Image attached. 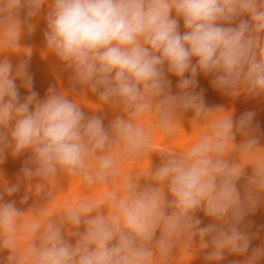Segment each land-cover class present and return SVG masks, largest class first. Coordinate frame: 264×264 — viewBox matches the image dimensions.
Masks as SVG:
<instances>
[{
	"label": "clouds",
	"instance_id": "9594fccd",
	"mask_svg": "<svg viewBox=\"0 0 264 264\" xmlns=\"http://www.w3.org/2000/svg\"><path fill=\"white\" fill-rule=\"evenodd\" d=\"M42 9L47 51L74 83L123 113L110 128L99 116L86 117L63 90L50 86L38 99L28 70L31 49L19 41L35 30L31 21ZM7 53L27 58L14 66ZM198 74H211L213 87L228 95L264 96V0H0V162L9 146L16 155L32 153L18 183L0 179L5 264H175L170 254L182 236H199L201 250L211 244L209 264H219L224 249L247 252L249 237L239 225L264 200L260 126L254 111L234 117L206 107L203 91H194ZM170 76L178 80L175 93ZM17 80L27 91L23 99ZM189 111L192 124L206 130L186 150L158 152L160 164L150 162L145 175L121 174L122 165L149 158L155 135L173 140ZM249 164L256 191L242 198L237 182ZM61 175L105 190L51 213V187L28 211L5 202L23 182L36 181L39 196ZM141 179L148 183L141 186ZM201 207L216 223L199 227L194 213ZM66 229L78 237L75 245L65 240ZM262 255L254 250L247 264Z\"/></svg>",
	"mask_w": 264,
	"mask_h": 264
},
{
	"label": "rangeland",
	"instance_id": "374dc122",
	"mask_svg": "<svg viewBox=\"0 0 264 264\" xmlns=\"http://www.w3.org/2000/svg\"><path fill=\"white\" fill-rule=\"evenodd\" d=\"M45 11L42 9L41 14L33 18L31 21L36 25L35 30L29 34L23 33L20 38V45L31 49L29 72L33 77V87L38 93V99L43 100L46 97L49 87L56 88L57 90H63L68 93L69 99H76V102L81 103V110L86 117L99 116L103 120L104 127L106 129L111 127V122L123 113L119 109L112 108L108 105L101 104L98 99V93H92L86 88H81L78 84L74 83L71 79V71L65 69L64 65L55 57L54 54L47 51L43 33L46 29ZM25 15L24 10L21 11L20 16L23 18ZM174 15V13H173ZM246 18V17H245ZM180 31L183 32V22L180 21ZM28 51V50H25ZM7 58L10 59L15 66L21 59L27 57L23 53H7ZM195 63V60H193ZM187 75V74H186ZM172 81V92L178 91L176 85L178 80L175 76L169 77ZM213 76L211 74L205 76L198 74V85L194 89L199 93L203 91L206 107L215 111L218 108H223L226 111H231L234 117H238L241 113L246 111H254L256 113L255 123L260 126L259 145L264 147V96L252 97L247 93H241L238 96H231L225 92L213 87L211 81ZM21 98L23 99L27 95V91L21 87V82L16 81ZM228 115V113H222ZM193 113L191 111L184 114L181 119V125L176 126V137L167 141L160 135H155L153 140V153L149 158L145 159L138 165L121 166V174H128L133 171L140 175H145L147 169L150 166L157 167L161 162V155L158 152L167 154L170 151H184L191 143L197 138L199 132L206 130L205 128L197 129L195 124H192ZM148 123L147 120L144 121ZM242 137L239 135L236 137V142L239 143ZM263 140V141H262ZM261 142V143H260ZM4 159L0 162V179L7 182L9 185L18 183L21 176V169L24 167L25 161L32 155L30 151L23 152L21 154H13L11 146L4 149ZM237 163L240 161L237 160ZM94 166V165H93ZM253 175V168L251 164L246 165L243 171L241 179L237 182V188L243 198L247 189L255 188L249 184V179ZM36 181L31 182V186L28 182L20 184L19 191L12 196L5 195V202L15 201L16 207L21 211H28L30 208L38 206L40 202L45 199V194L49 191L50 187L54 192L51 208L49 213L62 207L69 202H75L78 199H95L101 192L105 190L103 186L94 187L92 189L87 188L83 182L76 177H69L61 175L55 180L49 181L50 186H46L44 192L39 196L35 192L34 184ZM141 186L148 183L147 180L141 179ZM120 187L119 184L116 185ZM167 199H172L171 195L165 190ZM28 196L27 201H22V197ZM194 215L201 220L199 227H207L210 224L216 223L210 217L204 214L203 207L197 210ZM241 231L245 232L249 237L248 251L243 254L232 253L227 249L222 252L223 259L219 261V264H247V261L251 258L254 250H264V200L259 202L255 209L249 212L245 216L244 220L239 225ZM79 232H84L83 224L80 226ZM65 240L72 245H75L78 237L73 236L66 229L63 232ZM160 230L156 232V238H159ZM210 242L211 236L206 237ZM115 243V241L113 242ZM200 239L199 236L193 237L191 241L187 236H182L173 247L170 257L175 260V264H209L206 259L207 255L214 251L210 246L201 250L199 248ZM9 251L7 249L0 250V264H5ZM258 264H264V255H262Z\"/></svg>",
	"mask_w": 264,
	"mask_h": 264
},
{
	"label": "bare ground",
	"instance_id": "6f19581e",
	"mask_svg": "<svg viewBox=\"0 0 264 264\" xmlns=\"http://www.w3.org/2000/svg\"><path fill=\"white\" fill-rule=\"evenodd\" d=\"M263 141V140H262ZM261 143V142H260Z\"/></svg>",
	"mask_w": 264,
	"mask_h": 264
}]
</instances>
